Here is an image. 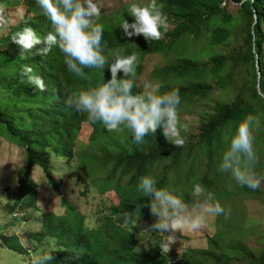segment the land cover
I'll list each match as a JSON object with an SVG mask.
<instances>
[{
    "label": "trees",
    "instance_id": "obj_1",
    "mask_svg": "<svg viewBox=\"0 0 264 264\" xmlns=\"http://www.w3.org/2000/svg\"><path fill=\"white\" fill-rule=\"evenodd\" d=\"M228 3L240 6L239 11L231 15ZM157 4L162 5L169 21L163 39L149 42L142 35L125 36L120 24L133 17L128 13L131 4H123L109 14L107 22L100 21L102 45H106L104 53L109 64L116 55L136 54L137 76L146 60L161 58L145 78L158 86L161 94L178 89L181 101L188 103L198 121L196 132L182 135L187 138L182 148L163 138L144 139L137 144L125 129L126 144L121 146L93 131L87 143H82L80 130L86 117L73 111L65 101L74 91L99 85L97 76L105 81L107 77L111 79L110 68L106 64L103 69H84L88 79H82L68 70L58 48L54 47L46 56L35 50L21 52L11 42V34L28 24L44 36L54 31L51 21L36 0H0L1 26L15 22L10 34L0 39V136L25 150L24 164L14 172L15 193H9L13 188L9 182L0 191V201L5 199L7 209L13 213L18 207L33 208L37 191L32 171L36 168L60 195V184L51 174L53 157L66 161L60 168L70 170L71 176L85 187L99 194L115 192L124 200L126 214L132 218L140 213L141 218L150 219L149 197L138 190L142 176L154 177L158 186L186 202H191L195 184L214 194L215 188L225 182L232 186L234 213L227 219L219 216L217 224L224 222V227L215 236L204 237L206 247L192 250L193 259H174L169 264H264V242L258 250L246 243L242 202V198L264 202V189L241 186L218 167L239 123L251 114L260 121L254 129V147L259 170L264 168V0H157ZM181 49L188 53L190 63L179 68L192 74L191 80H181L174 74L178 67L174 55ZM25 65L44 79L46 91L19 82ZM136 77L134 85H140ZM61 203L65 207L62 215L39 212L43 233L32 237L52 233L57 224L64 231L54 233L52 238L66 240L71 231L90 242L95 250L93 264H166L157 242L142 249L126 244L104 248L102 228L79 225L78 210L64 198ZM1 240L4 247L13 251L12 242L18 238L2 235ZM36 240L41 242V238ZM68 247L55 257L52 254L50 264H87L74 253L73 244ZM15 248L24 253L19 242Z\"/></svg>",
    "mask_w": 264,
    "mask_h": 264
},
{
    "label": "clouds",
    "instance_id": "obj_2",
    "mask_svg": "<svg viewBox=\"0 0 264 264\" xmlns=\"http://www.w3.org/2000/svg\"><path fill=\"white\" fill-rule=\"evenodd\" d=\"M36 3L51 21L54 31L41 36L32 26L25 24L21 31L12 33L10 37L11 42L21 52L35 50L38 54L46 56L54 47L58 48L63 53L68 70L82 79H88L84 69H103L106 64L110 68L111 79L107 77L105 81L103 77L97 76L99 85L87 90L74 91L65 101L73 111L85 115L86 121L83 125L87 124L91 132L105 135L115 146L126 144L124 129L137 144H142L144 139L163 138L175 147L182 148L186 145L187 138L182 135L189 132L185 130L183 113L187 111L190 115H195L189 109L188 103L181 101L179 90L173 89L161 94L158 86L151 82L134 85L137 76L136 54L116 55L109 64L108 57L104 53L106 45H102L103 26L100 24V21L107 22L109 14L104 13L99 0H36ZM2 12L3 8L0 7V13ZM128 13L133 18L124 19L120 24V28L128 38L143 36L147 41L155 42L163 39L169 30L168 17L163 12L162 5L157 4V0H149L146 4L132 3ZM4 30L5 27L0 24V39L10 34L4 35ZM174 56L178 66L174 74L181 80L193 79L192 74L185 73V69L179 68L190 63L188 53L181 49ZM19 82L21 84L27 82L40 92L47 90L44 79L35 74L29 65H25L20 72ZM259 125V119L251 114L239 123L235 135L231 138L230 147H226L220 157L218 167L222 174L241 186L262 191L264 168L259 170V156L254 147V129ZM228 185L222 182L215 188L216 200H214V194L205 186L195 184L191 193L192 200L186 202L167 188L158 186L154 177L142 176L138 190L145 197H149L147 205L150 219L144 218V223H138L140 213L135 218L126 214L124 200L116 195L118 203L111 204L96 213L95 225L101 227L104 233L103 247H118L126 244L142 249L144 243H151L145 238L149 235L155 239L154 242L160 244L166 264L174 259H193L190 249L178 259L173 257V250L170 248L175 243V233L185 230L200 232L206 226L217 224L221 215L227 219L231 215L227 202L231 201L232 195V189ZM83 188L86 191L94 190L85 185ZM28 209L34 211V218L41 225L38 215L39 212H44L35 207ZM28 209L22 210L18 207L14 213L8 209V213H12L14 218L22 217L26 222L15 225V228L26 229L31 223L27 215ZM80 215L79 225L86 224L85 216ZM209 217L213 218L208 219ZM60 231L64 230L56 224L52 233L32 237L35 233H43L41 225L40 230L28 236L32 242V250H35L33 241L36 238L53 237L54 233ZM139 233L142 235L138 236ZM2 235L9 239L16 236L18 240L12 242L13 252L21 254L15 248V244L19 242L24 249L23 254L27 253L28 249L23 247L17 235L1 234V245ZM66 236V240H55L58 248L73 244L74 253L80 260L87 264L95 263V250L90 242L76 237L71 231L67 232ZM56 250L42 251L33 255L30 264H50L53 260L52 254L54 257L57 255L53 252Z\"/></svg>",
    "mask_w": 264,
    "mask_h": 264
},
{
    "label": "rangeland",
    "instance_id": "obj_3",
    "mask_svg": "<svg viewBox=\"0 0 264 264\" xmlns=\"http://www.w3.org/2000/svg\"><path fill=\"white\" fill-rule=\"evenodd\" d=\"M101 7L105 14H110L116 9L122 7L123 4H146L149 0H99ZM240 6H236L234 3L227 4V11L233 15L237 13ZM235 17L237 15H234ZM13 18V15H11ZM15 24L12 21L10 24L5 25L4 35H8L11 31V27ZM22 54V53H21ZM161 62V58H149L144 62V67H141V71L136 77L137 84L143 82H149L146 76H150L152 70L155 68L156 63ZM183 123L185 130L189 133H194L198 127V121L196 116L190 115L187 111L183 113ZM82 143H87L88 136L91 129L84 124L80 130ZM25 152L22 148L16 144L10 143L0 136V191H4L7 184L10 182L13 186L11 192L15 193L13 184L14 172L18 171L24 163ZM66 161L59 160L53 157L52 159V177L60 184V195L56 193L53 186L48 183L43 172L36 168L32 171V179L35 183L37 196L34 207L43 211L44 213H55L56 215H62L65 207L61 204V198H64L70 204H72L79 214L85 216L86 225L93 227L97 220L96 213L104 210L105 207H109L111 204L118 203V198L114 192H105L104 194L97 193L96 190L86 191L83 185L78 179L71 176V171L68 169H61L60 165ZM232 188V186L228 185ZM12 193V194H13ZM3 196V195H2ZM14 196V194H13ZM3 198H6L5 196ZM244 204L243 212L245 214V227L247 232L246 243L258 250L261 248L264 242V202L261 200H254L248 198H242ZM5 199L0 201V235L6 234L7 236L17 235L21 240L23 247L27 248L28 251L25 254H18L7 247L0 244V264H30V260L33 255L42 251H53L54 253L60 254L67 251L68 246H62L58 248L57 242L50 236H42L41 242L37 240L33 241L35 250H32V242L28 238L29 234L40 230L41 225L37 219L34 218V211L32 209L27 210L31 223L28 224L26 229L15 228V225L25 223L22 217L14 218L12 213H8L7 204L5 205ZM236 206L235 201H228L227 207L231 209V213L234 212ZM8 213V214H7ZM209 217L208 219H212ZM35 220V222H33ZM145 219L141 218L138 223H144ZM224 222L219 225H209L204 228L203 231H183L181 233H175V243L171 245L173 250V257L180 258L187 250H199L206 247L204 242L205 236H215L216 232L223 228ZM139 233L138 236H141ZM146 240L154 242L155 239L145 236ZM148 243H144L143 247L147 248Z\"/></svg>",
    "mask_w": 264,
    "mask_h": 264
}]
</instances>
